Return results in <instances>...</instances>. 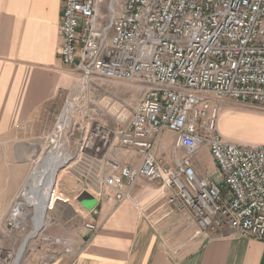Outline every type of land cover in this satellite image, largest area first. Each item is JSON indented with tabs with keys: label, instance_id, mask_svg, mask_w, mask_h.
I'll use <instances>...</instances> for the list:
<instances>
[{
	"label": "built area",
	"instance_id": "built-area-1",
	"mask_svg": "<svg viewBox=\"0 0 264 264\" xmlns=\"http://www.w3.org/2000/svg\"><path fill=\"white\" fill-rule=\"evenodd\" d=\"M117 1L120 9L110 2L104 20L103 0H63L59 51L63 64L80 74L64 114L78 110L82 90L96 80L142 94L128 126L116 132L118 147L138 155L140 165L111 162L104 187L121 203L141 180L159 182L169 203L180 202L202 233L264 242V144L238 143L219 130L222 100L264 109V0ZM63 130L59 122L56 133ZM166 132L184 153L172 164L155 154ZM203 148L218 181L198 172ZM89 213L84 228L95 235L100 211ZM0 264H15L1 248Z\"/></svg>",
	"mask_w": 264,
	"mask_h": 264
},
{
	"label": "crops",
	"instance_id": "crops-1",
	"mask_svg": "<svg viewBox=\"0 0 264 264\" xmlns=\"http://www.w3.org/2000/svg\"><path fill=\"white\" fill-rule=\"evenodd\" d=\"M62 9L63 0H0V215L28 178L36 142L46 133L57 132L66 100L80 81L77 70L65 66L59 55ZM251 110L231 113L238 120L235 127L240 129L243 123L240 130L246 133L221 134L242 144H264V114ZM73 120L62 133H89L85 117ZM165 135L174 141L169 154H164ZM174 143V135L166 132L156 148L169 164L184 154L174 150ZM121 154V164L140 165L135 153ZM92 170L87 168L83 182L76 178L72 185L76 181L94 185ZM107 172L100 171L102 181L93 191L82 189L77 194V200L84 191L95 197L96 203L89 209L74 201L76 195L66 187L64 174L56 178L48 211H55L60 203L68 204L72 216L64 225L55 224L49 235L70 238L76 244H67L70 252L58 247L49 264H264V242L227 231L202 233L180 202L179 207L169 203L159 182L141 180L130 199L117 202L113 191L104 187L110 169ZM94 208L100 211L95 218L99 230L91 235L84 224ZM51 219L48 215L43 228Z\"/></svg>",
	"mask_w": 264,
	"mask_h": 264
},
{
	"label": "rangeland",
	"instance_id": "rangeland-1",
	"mask_svg": "<svg viewBox=\"0 0 264 264\" xmlns=\"http://www.w3.org/2000/svg\"><path fill=\"white\" fill-rule=\"evenodd\" d=\"M112 1L115 5V11L117 12L120 9L121 3L119 1L103 0L100 11L104 20H107L110 17L108 7ZM140 100L141 97L132 86L125 83H110L96 80L92 89L82 90L81 100L77 107L78 110L70 113V115L69 111H67L65 115L63 114L62 116V129L66 126L69 128V126L72 125L70 124L71 118H74V122L76 121V117H79V119L85 117L90 124L88 130L89 133H46L36 142L35 153L30 161V170L28 171L26 178L34 166L40 163L43 158L48 155L47 153L51 150L55 139H59L65 142L66 148L72 155V158L71 161L64 164V167L59 170L57 177L58 175L64 174L65 185L67 188L71 189L74 195H76L74 201L78 202L77 194L82 189L93 191V187L97 186V184L102 181L100 171L104 170L105 173H108L107 171L112 169L111 162L118 161V163H120V159L123 156L121 152L127 153V150L118 147V133L116 132L119 129H124L128 126L129 119ZM219 109V130L222 133H226L225 131L232 133H246L245 131L240 130L243 126L245 127L243 123L240 129H238V126L235 127L238 120L237 118H233L231 113H236L239 110L250 111V109H252V112H260L264 114L263 108L257 106L254 108H247L240 103L231 101L230 99L219 102ZM68 128H66V131ZM104 134L108 135L106 140L102 139ZM163 142L166 145L164 154L172 152V145L174 142L173 137L171 135H165ZM156 153L157 157L160 159L163 158V155H161L158 150ZM175 156L176 155H174V157ZM162 160L168 163L165 157ZM195 161L196 167L201 176L215 181L220 179L221 174L212 159L210 152L206 148H203L198 153ZM36 162L37 164L35 165ZM17 164H21V161H18ZM89 167H92L93 169L90 179L94 185H91V183L90 185H87L86 183H78L77 181L72 185V181L76 180V178L83 182V179L81 178L87 173L86 169ZM23 188H21L8 202L6 210L0 215V248L4 256L11 254L12 259L15 258L16 253L18 254L27 232L32 228L31 217L27 216L26 221L20 222L18 218L15 221L12 220L10 216L17 203L25 202L21 197ZM12 200L14 201L11 203ZM92 207L93 206L89 208ZM71 209L72 208L68 206V204L63 203H60L55 211H48L47 209L48 212L46 215L44 214V218L46 220L49 215V218H52L51 224L47 228L42 227L37 232V237L29 242L20 264H49L54 258L53 256L58 253V247L61 248L63 252L65 251V247L67 246L64 244L65 241L71 245L76 244L68 241L70 238L65 239L62 236L55 234L49 235L50 229L56 228L54 227L55 224L57 226L64 225L66 218L72 216ZM25 212L31 214L33 208L25 204ZM69 222L71 221L69 220L67 223ZM84 222L85 219L82 224H84Z\"/></svg>",
	"mask_w": 264,
	"mask_h": 264
},
{
	"label": "bare ground",
	"instance_id": "bare-ground-1",
	"mask_svg": "<svg viewBox=\"0 0 264 264\" xmlns=\"http://www.w3.org/2000/svg\"><path fill=\"white\" fill-rule=\"evenodd\" d=\"M260 126L261 125H259V127ZM263 130L264 127L262 128V131ZM249 133L257 132L250 130ZM258 133H260V131H258ZM47 154V156H43L44 158L40 163H35V165H37L31 170L28 176L29 178H27L28 180L22 190L23 192L21 193V197L26 203L23 202L28 206H31L33 212L27 214V212H25V204L17 203L10 214L11 218L15 221L17 218L20 222L26 221L27 216L32 219V228L27 232L18 254L16 253L14 258L15 264H20L22 262L26 247L31 240L37 237V232L43 227L45 220L44 217L47 212V203L49 197H51L53 191L52 188L56 182L57 174L59 170L64 167V164L71 161L72 158V155L66 148L65 142L59 139H55L51 150H49Z\"/></svg>",
	"mask_w": 264,
	"mask_h": 264
},
{
	"label": "water",
	"instance_id": "water-1",
	"mask_svg": "<svg viewBox=\"0 0 264 264\" xmlns=\"http://www.w3.org/2000/svg\"><path fill=\"white\" fill-rule=\"evenodd\" d=\"M51 198H52V194L51 197H49L46 207L47 209L50 208ZM78 201L86 208L94 206V204L96 203L95 197L92 194H90L88 191L82 192L78 197Z\"/></svg>",
	"mask_w": 264,
	"mask_h": 264
}]
</instances>
